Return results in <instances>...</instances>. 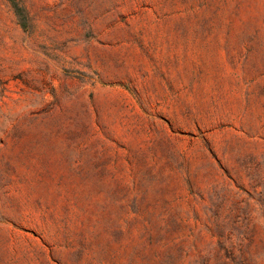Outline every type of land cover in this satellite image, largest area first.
Segmentation results:
<instances>
[{
	"label": "rangeland",
	"instance_id": "374dc122",
	"mask_svg": "<svg viewBox=\"0 0 264 264\" xmlns=\"http://www.w3.org/2000/svg\"><path fill=\"white\" fill-rule=\"evenodd\" d=\"M0 0V264H264V0Z\"/></svg>",
	"mask_w": 264,
	"mask_h": 264
},
{
	"label": "trees",
	"instance_id": "16d2710c",
	"mask_svg": "<svg viewBox=\"0 0 264 264\" xmlns=\"http://www.w3.org/2000/svg\"><path fill=\"white\" fill-rule=\"evenodd\" d=\"M11 4L15 15L17 16L18 22L20 26L26 30L27 28V15L25 12V9L20 5V3L17 0H8Z\"/></svg>",
	"mask_w": 264,
	"mask_h": 264
}]
</instances>
